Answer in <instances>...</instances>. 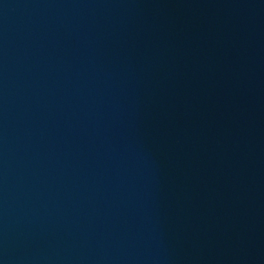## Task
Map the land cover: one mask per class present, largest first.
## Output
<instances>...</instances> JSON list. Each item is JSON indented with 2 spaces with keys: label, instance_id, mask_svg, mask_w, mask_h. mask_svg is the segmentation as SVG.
Listing matches in <instances>:
<instances>
[{
  "label": "water",
  "instance_id": "1",
  "mask_svg": "<svg viewBox=\"0 0 264 264\" xmlns=\"http://www.w3.org/2000/svg\"><path fill=\"white\" fill-rule=\"evenodd\" d=\"M0 264H264V0H0Z\"/></svg>",
  "mask_w": 264,
  "mask_h": 264
}]
</instances>
